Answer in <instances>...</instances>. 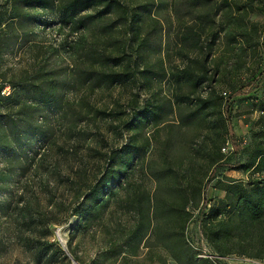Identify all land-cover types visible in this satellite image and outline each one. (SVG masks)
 <instances>
[{
    "label": "rangeland",
    "instance_id": "374dc122",
    "mask_svg": "<svg viewBox=\"0 0 264 264\" xmlns=\"http://www.w3.org/2000/svg\"><path fill=\"white\" fill-rule=\"evenodd\" d=\"M69 1L44 0L41 8L0 0V11L13 3L20 10L13 20L4 16L0 28V81L15 85L1 94L13 93L23 106L8 111L7 101L0 110L5 136L22 134L20 143L0 147V264H174L161 247L170 222L161 227L153 219L121 258L111 257V246L125 241L121 230H132L139 215L150 217L188 196L198 201L187 204L192 215L184 234L206 249L202 202L224 195L217 181L226 177L247 183L250 172L237 167L247 160L264 107V49L257 46L250 61L241 50L229 52L227 23L230 14L243 13L263 43L264 0H115L81 12L75 32L57 23ZM233 2L246 5L248 14L229 12L226 4ZM241 60L246 69L234 75ZM172 73L181 76L178 83ZM107 74L125 76L110 83L100 78ZM176 94L217 98L220 108L177 104ZM45 98L51 103L39 102ZM229 103L238 150H219L215 163L225 122L220 110ZM138 110H148L147 118ZM113 155L131 160L126 184L74 232L69 181L78 179L79 168L91 179ZM250 261L264 263L237 256L224 263Z\"/></svg>",
    "mask_w": 264,
    "mask_h": 264
},
{
    "label": "trees",
    "instance_id": "16d2710c",
    "mask_svg": "<svg viewBox=\"0 0 264 264\" xmlns=\"http://www.w3.org/2000/svg\"><path fill=\"white\" fill-rule=\"evenodd\" d=\"M23 1L26 4L33 3L34 1L36 4H39L41 8H43L44 4V0ZM246 2V4H249L250 0H246ZM106 3L108 5L116 3V1L70 0L60 8V16L57 23L60 26H66L68 29L73 31L75 26L83 23L84 19L78 18V15L81 12L87 11L92 7L101 6L102 4L105 5ZM226 6L228 7L229 12L236 10L238 13L240 12V14L242 11H244L245 14H248V7L246 5L237 7V4L233 2L226 4ZM19 12L20 10L14 6V3L11 4V8L9 10L4 9L0 11V28L2 26L4 16L13 20L20 16ZM227 27L229 30V52L241 50L245 58L250 61V58L256 54L257 46H261L264 49V37L263 43H259V37H256L258 34L256 24L248 21V19L244 21L243 13L242 16L235 15L234 17L230 14ZM255 38H258V41H255ZM214 44L215 39L212 41L210 50H212V47L214 48ZM245 65L246 62H243L242 60L238 64H234L232 68L233 74L237 75L240 70L245 68ZM214 70L215 73L221 72L218 64H216ZM122 75L125 76L124 74H107L104 75V77L101 75L100 78L113 83L119 80ZM183 75H185L183 78L190 77L189 71H184ZM175 76L176 75L173 73L171 74L173 81L178 83V78L181 76L178 75L176 80L174 79ZM203 80V76L193 79L191 87H194L195 89L197 86L202 84ZM6 87L14 89L15 85L12 83H6V81H0V110L3 103L7 101L10 103L7 108L8 111L23 108L22 102L19 101L13 93H10L8 96H3L1 94ZM245 90L246 87H243L240 93H243ZM175 96L177 98V104L181 103L189 105L192 103L195 104L196 101V105L198 106L197 110L202 111L207 105L211 106L213 109L220 108V103L217 98L212 99L211 97L208 99L209 101H202L200 99H190V94H176ZM39 102L45 104L51 103L50 100L46 98L39 100ZM220 111L221 113H224L225 122L221 125L222 130L220 136H222V140L217 145L218 157L213 159L215 163L220 160L219 156L221 155L219 150L221 152V148L224 144L229 142L226 140L225 136L230 137L231 139L230 144L232 146V151L235 150L236 152L238 150L235 137L231 132L232 129L229 117L230 103L223 106ZM147 112L148 110H138L140 116L143 115L145 118H147ZM260 112L263 113L260 115L262 118V126L259 128L260 130L257 133L253 134L252 145L247 153V160L237 167V169L242 172H250L248 173L250 177L248 178L247 183L244 184L240 180L226 177L224 179L225 183L217 181V184L221 185L220 189L223 191L224 195L213 201L205 200L202 202L199 210V213H201L200 236L202 241L205 243L206 249L193 245V243L184 234L186 225L192 215V213L187 210V204L193 201L197 204L198 201L195 197L188 196L182 203H169L166 205L165 209L158 210V213L156 212L155 214H151L150 217L138 214L139 217L134 221L132 230H129L127 234H124V231L121 230L125 241L111 246V257L121 258L124 254L123 247L126 245L130 247V242H133L135 239L139 242L142 232L145 231L146 233L147 226H149L148 224H150V222L154 219L161 227L163 225L165 227H168L169 224L172 225L171 228H165L167 232H165L163 236H165L166 241L165 245H161V247H164L167 252V256L174 264L224 263V261L221 262L220 260L209 258V256L227 260L231 256L246 257L250 260L264 259V107L260 109ZM125 124L128 126L127 128H130L129 123L126 122ZM144 126L148 127V123ZM131 129L132 128L129 130ZM36 130L37 132H40L39 127H37ZM41 135V133H38L37 141H41ZM21 137V133L16 136L15 134H12L11 137H7L0 128V147L3 146V142H6L4 145L5 147L9 146L8 144L11 143L16 145L21 142ZM218 138L219 134L217 135V139ZM220 145H222L221 148L219 147ZM121 156L122 155L118 158L116 156L114 157V155L108 157L104 171L99 174H92L91 179H89V175L84 169L79 168L75 171L78 179H71L69 181V187L67 188L69 191L71 190L74 192L72 202L69 205V214L77 217V221L73 227L74 232L79 231L78 229L83 223H88L90 220L92 221L93 217L96 216L98 209L102 207L103 203L112 199L115 192L126 184L127 179L125 174L127 172V168H130L131 166V160L128 163L124 162L121 159ZM255 175L257 176L255 177ZM214 179V174H211L208 178L210 181ZM73 205L75 207L72 208ZM200 255L204 257H199ZM163 264H165V262Z\"/></svg>",
    "mask_w": 264,
    "mask_h": 264
},
{
    "label": "built area",
    "instance_id": "2783aa9c",
    "mask_svg": "<svg viewBox=\"0 0 264 264\" xmlns=\"http://www.w3.org/2000/svg\"><path fill=\"white\" fill-rule=\"evenodd\" d=\"M231 151H232V146H231V144L229 142L225 143L224 146L221 148V152L224 153V154H229ZM199 257H204V256L200 255ZM209 258L217 259V260H220L221 262L228 261L227 259L215 258V257H212V256H209ZM223 264H225V263H223Z\"/></svg>",
    "mask_w": 264,
    "mask_h": 264
},
{
    "label": "crops",
    "instance_id": "0c3cea01",
    "mask_svg": "<svg viewBox=\"0 0 264 264\" xmlns=\"http://www.w3.org/2000/svg\"><path fill=\"white\" fill-rule=\"evenodd\" d=\"M223 195H221L220 197H222ZM251 262V264H256L255 262L254 263H252V261H250ZM261 264H264V263H261Z\"/></svg>",
    "mask_w": 264,
    "mask_h": 264
}]
</instances>
